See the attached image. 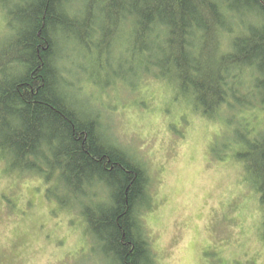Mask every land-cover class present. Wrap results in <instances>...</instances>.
Returning a JSON list of instances; mask_svg holds the SVG:
<instances>
[{
  "label": "clouds",
  "instance_id": "1",
  "mask_svg": "<svg viewBox=\"0 0 264 264\" xmlns=\"http://www.w3.org/2000/svg\"><path fill=\"white\" fill-rule=\"evenodd\" d=\"M0 264H264V0H0Z\"/></svg>",
  "mask_w": 264,
  "mask_h": 264
}]
</instances>
